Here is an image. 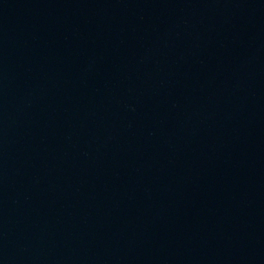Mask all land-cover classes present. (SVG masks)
Instances as JSON below:
<instances>
[{
	"label": "water",
	"instance_id": "water-1",
	"mask_svg": "<svg viewBox=\"0 0 264 264\" xmlns=\"http://www.w3.org/2000/svg\"><path fill=\"white\" fill-rule=\"evenodd\" d=\"M0 264H264V55L223 0H0Z\"/></svg>",
	"mask_w": 264,
	"mask_h": 264
}]
</instances>
